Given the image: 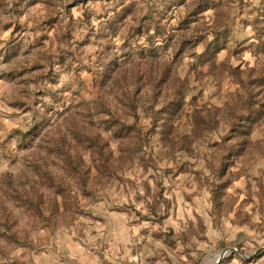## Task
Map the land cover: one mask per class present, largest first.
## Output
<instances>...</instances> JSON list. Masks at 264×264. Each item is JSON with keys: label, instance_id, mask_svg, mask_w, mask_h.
<instances>
[{"label": "rangeland", "instance_id": "374dc122", "mask_svg": "<svg viewBox=\"0 0 264 264\" xmlns=\"http://www.w3.org/2000/svg\"><path fill=\"white\" fill-rule=\"evenodd\" d=\"M219 258L264 264V0H0V264Z\"/></svg>", "mask_w": 264, "mask_h": 264}, {"label": "water", "instance_id": "95a60500", "mask_svg": "<svg viewBox=\"0 0 264 264\" xmlns=\"http://www.w3.org/2000/svg\"><path fill=\"white\" fill-rule=\"evenodd\" d=\"M236 250H238L236 247H229V248H227V249H224V250H222L221 253H220V258L223 257V256H225V255H227V254H229V253H233V252L236 251ZM220 258L217 259V260L215 261V263H213V264H217V263L219 262Z\"/></svg>", "mask_w": 264, "mask_h": 264}]
</instances>
